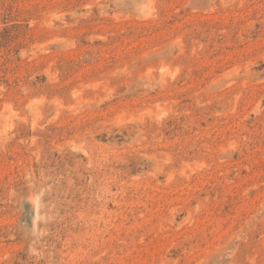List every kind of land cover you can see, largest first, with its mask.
I'll list each match as a JSON object with an SVG mask.
<instances>
[{
	"label": "rangeland",
	"instance_id": "obj_1",
	"mask_svg": "<svg viewBox=\"0 0 264 264\" xmlns=\"http://www.w3.org/2000/svg\"><path fill=\"white\" fill-rule=\"evenodd\" d=\"M0 264H264V0H0Z\"/></svg>",
	"mask_w": 264,
	"mask_h": 264
}]
</instances>
